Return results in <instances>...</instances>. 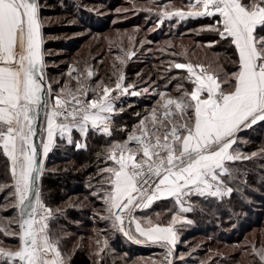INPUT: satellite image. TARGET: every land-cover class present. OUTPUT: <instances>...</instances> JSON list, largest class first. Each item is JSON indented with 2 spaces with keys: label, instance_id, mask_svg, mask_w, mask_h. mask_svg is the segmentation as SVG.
Instances as JSON below:
<instances>
[{
  "label": "snow or ice",
  "instance_id": "1",
  "mask_svg": "<svg viewBox=\"0 0 264 264\" xmlns=\"http://www.w3.org/2000/svg\"><path fill=\"white\" fill-rule=\"evenodd\" d=\"M186 8L161 6L159 22L174 17L216 18L206 30L234 46L237 70L221 78L210 65L173 62L169 70H184L191 89H181L177 97L158 94L160 100L151 113L133 126L124 141L109 146L105 161L111 166L99 170L100 189L93 193L105 205L107 215L102 219L136 243L159 244L166 249V264H172L168 257L178 242L174 225L192 221L174 215L167 225L151 219L142 224L135 211L171 197L180 212L187 213L193 211L189 198L194 195L231 196L234 189L225 178L235 179V170L229 162L257 155L234 148L238 134L264 122V0H188ZM42 28L39 0H0V148L11 161L14 207L19 213L18 231L0 228L19 240L15 251L0 248V264H69L50 226L63 210L49 207L42 196L45 159L58 139L73 144V131L84 140L90 131L110 137L114 115L123 112L116 101L149 91L126 85L123 74L114 86L101 82L93 87L89 83L93 70L73 67L68 75L76 81L75 89L65 84L53 96L45 75ZM121 51L123 55L115 57L121 65L135 55ZM75 146L86 144L77 141ZM126 218L143 239L125 230ZM96 244L99 256L108 241ZM253 253L264 264V246H253Z\"/></svg>",
  "mask_w": 264,
  "mask_h": 264
},
{
  "label": "rangeland",
  "instance_id": "2",
  "mask_svg": "<svg viewBox=\"0 0 264 264\" xmlns=\"http://www.w3.org/2000/svg\"><path fill=\"white\" fill-rule=\"evenodd\" d=\"M179 4L180 3L169 4V5H171L172 8H174L180 6ZM163 5H166L165 0H84V3H79L78 7L80 8L83 7L85 10L82 13L83 17L81 18L82 20H85V22L87 21L85 24H83L82 20H80L79 18L73 15L72 17L63 15L61 17H55V18L45 15L44 17L41 18L43 20L44 25L47 27H51L52 25L55 24L54 23L55 21L60 22L61 20L66 21L67 24H74V25L76 24L78 26H81L80 28L82 31H80V33H78L77 36H81V35L84 36V35L92 34L91 28L89 27L90 20H88L87 15H92L95 17L96 15L100 14V21L96 20L95 18H91L95 24L100 23V29L102 27H106L108 23H110L108 27L109 29H107L109 34L102 35L103 37L101 38L103 40L102 46L100 47V50L96 51L97 54L100 52V62L105 58V56L108 55L110 51H112L115 48H119L117 42L126 45V49H128L127 51H130L133 48V46L136 45V43L130 41L131 36L134 33L140 32V39L138 41L139 47L135 50L133 49L135 51V55L132 56L131 59H126V61L135 60L137 62H145L146 60H148L147 56L151 55L150 52L153 53L157 52V55L154 56V59L151 62L154 66L156 75L153 77L152 76L153 73H150V71L146 69V65H145L141 68L139 73H137L134 76L133 81H131L132 79L129 78L128 80V78L122 72L121 69L120 74H123L126 80H128L127 82H125V84L136 85L137 88L135 89L136 91H141L143 88L146 87L149 89L148 92H141V95L139 96H146L149 94H159L160 91L166 87L169 88L168 91H170L171 94L174 93V95L178 94L179 96L181 95V89H186L185 81L187 79L185 80L186 76L182 75L180 72L175 71L176 70L175 68H171V70H169L170 65L173 62L178 61L177 60L178 55L174 52H171V50H168V46L177 47L180 42L182 43L181 49L183 48V50L185 49L187 50L191 48V46H193L194 44V40L192 39L191 36H193L194 33L197 32L200 33L201 31L206 30L208 25L204 27L189 29L184 27L185 22H181V23L174 22L172 24L164 21L161 24L159 22V17L157 13L160 11V7ZM147 9H151V11H147ZM131 17L134 18L135 22H138L136 23L137 24L136 27L129 28L128 30H123V31L122 29L115 27L117 23ZM177 28H179V30H177ZM157 30L158 32L161 31V33L170 31L169 33L170 35L169 38L167 39L164 38L160 40L161 42L157 43L155 50L152 51L149 48H147L149 46L145 44L151 42L152 39H154V37L159 35L156 34ZM150 34H153L152 39L148 37L150 36ZM210 35L213 38H216L217 36L215 32H211ZM53 38H58V36L46 35L44 32V43L45 40H49ZM214 44H215L214 46H217L218 48L222 46L217 42ZM207 45L208 44H197L198 48H201L202 50L201 55L199 49L198 50L199 54H197L196 56L193 55L194 56L193 59L205 63L206 65H210L211 66L210 69L212 71L214 70L219 72L221 78H223L224 74H226L227 72L222 67L220 62H218V60H216L215 63L212 62L215 56L212 55L210 52H208L209 47ZM225 46L227 45L225 44ZM207 52L210 54L207 55ZM173 53L175 55H173ZM159 54H163L167 56V58L165 60H161ZM63 62H67V61L64 60ZM124 64H127V62H125ZM72 66L82 71L85 67H88V65L82 67L81 69L75 62L73 61L68 62L67 69L64 73L65 74L64 85L67 84L69 87H73L72 89H75L76 81L73 80L68 75L69 70ZM90 68L94 69L95 71L94 78H91V80L89 81V83L94 87L97 83L93 81L97 76L98 71L94 68L93 65L90 66ZM47 82L50 83L48 79ZM64 85H62L61 88H63ZM104 85L114 86V84H110V83H106ZM59 93L60 90L58 91V94ZM152 109L148 112V114L151 113ZM138 122L135 125H137ZM251 134H256V132H253ZM255 136L256 135H254L252 138H255ZM252 138L247 136L243 138H239L238 146L236 149L239 150L242 154L248 156H251L252 153H256L257 155L248 160L236 161L234 162L233 167L230 166V168L235 170V175L244 173L246 169L249 168L251 169L254 166L253 164L255 165L257 164L259 169V171L258 170L253 171L251 169L252 172L250 175L251 181H246V179H240L238 181L237 178L230 179L231 181H233V184L235 183L237 184V185H233L232 187L234 189L233 193L235 196L231 201L234 204L233 206L238 208V211L236 212V215L238 216L237 221H235L232 224L230 222H232L233 218H231L230 221H228V219L230 218V214L233 213L234 210L233 206H231L230 208V205L226 203L224 207L226 208L227 206H229V210L226 208L224 211H222V209H218L216 207H215L216 209L211 210L207 208L209 206L208 203L211 202H207L205 201V199L201 201L200 200L194 201L195 202L194 206L196 208L203 209L205 211L204 215L206 217H209V219L206 218V220L202 221L203 225L202 224L200 225L199 221L198 223L194 221L192 217L193 214H195L194 210L187 213H181L180 210L171 212L170 210L172 207L170 208L168 207L167 210H169L168 212L170 213H168L167 211H162L161 213L154 214L150 217V219L153 222H158L160 224L170 223L174 215H180L183 216L186 220L192 221V223L178 222L176 225H174L179 235V241H178V245L175 246L174 249L175 257L173 264H259L258 257H256L253 253V246L257 249L264 246V191H263L264 190V144H260V143L258 144V142L257 143L252 142L253 140ZM121 141H124V139ZM245 146H249V148L256 146V149L250 148L249 151H246ZM108 148L109 147L106 148L105 155L103 156V158L101 157L102 159H100L99 161V167L95 171L94 175L92 174L91 178L85 181V188L87 189L90 196L94 197L95 201L91 200L90 202L88 198H84L80 196L74 197L73 200L75 198H79L81 200L79 203L80 206H83V208L89 206L87 208V212H88L87 217L89 215L90 220H93L92 222L96 221L102 223L104 227L108 230L110 236L114 237L116 236V233L119 232L112 228L111 222L109 220L101 218L102 216L107 215L105 211V205L103 203L102 198H99L93 194L99 191L100 189L99 181L101 179V176L99 174V170L105 167L106 164L107 166H111L112 163L111 161H107V162L105 161ZM45 169H46V163H45ZM253 180H255L256 182L259 181V185H256L257 183L254 182ZM13 183L14 181L12 180L11 183L5 182L0 184V194L4 190V193L0 195V228L7 229L9 230V232L18 231L19 213L18 210L14 207L15 200L13 197V191H14L12 188ZM230 197L231 196H228L226 198H230ZM237 200L241 201L239 206L235 204V201ZM227 201H229V199ZM45 202L49 207L55 210V209H63L70 201L69 202L67 201L63 204L59 203L55 205L54 203H52L53 201L52 202L45 201ZM214 204L215 203H213V205ZM6 208L9 211L7 217L4 216V211ZM222 213L225 215L227 214V216H221ZM57 220H55L50 225L53 230V236L54 238L60 239L61 252L67 259H69L70 254L66 253L62 246H65L66 248V243H64L63 241L64 240L66 241L67 237L73 238L74 236H69V235L70 234L73 235L74 232H70L69 229L67 228L65 229V226L62 223H59V221ZM241 222H244L243 227L241 226L242 225ZM127 224H129L128 220H125V226ZM231 230L234 231L232 232V234H231ZM234 233H236V235ZM240 235H242L241 237H239L241 239H238L237 236ZM230 236H235V238L237 239L234 240V242L231 244L225 243V240L229 239ZM222 238L225 239L222 240ZM74 246L76 245H74L73 243V245H71V250H73ZM18 247H19V240L17 236L12 234L5 235L4 231H0V248L15 251L18 249ZM62 249L64 251H62ZM240 251L242 252V255L239 258V260L233 259V255L236 254L237 252L240 253ZM161 253L154 256V258L152 259L149 256L136 257L135 262H137V264H158Z\"/></svg>",
  "mask_w": 264,
  "mask_h": 264
},
{
  "label": "trees",
  "instance_id": "3",
  "mask_svg": "<svg viewBox=\"0 0 264 264\" xmlns=\"http://www.w3.org/2000/svg\"><path fill=\"white\" fill-rule=\"evenodd\" d=\"M39 2L41 5V17H44L45 15H48L52 18L61 17L63 15L72 17L73 15L82 20V13L85 11L83 7H78V4L84 3V0H39ZM165 2L167 5L176 3H180V6L182 5L181 0H165ZM180 6L174 7L172 9H177ZM87 18L88 20H90L89 27L91 28L92 34L84 36H77V34L82 31L80 28L81 26H78L76 24H67V22L64 20H61L60 22L55 21V24L51 27H47L43 23V31L46 35L58 36V38L45 40L44 43L47 66L46 77L51 84L52 90L58 93V91L61 89V86L64 85V73L67 69L68 62L72 61L75 62L81 69L86 65H88V67L93 65L94 68L98 71V74L93 81L95 83L102 82L103 84H114L117 77L121 73V69L128 80L130 78L132 79L131 81H133L134 76L139 73L141 68L145 65L146 69H148L150 73H153V77L156 75L154 66L151 62L154 59V56L157 55V52H150L151 55L147 56L148 60H146L145 62L125 60L127 64L121 65L120 62L115 59V57L117 55H123V52L121 51L122 49L125 51H127L128 49H126V45L120 42H117L119 48H115L110 51L108 55L105 56V58L100 62V52L97 54L96 51L100 50V47L102 46V35L109 34L107 29H109L108 27L110 23H108L106 27H102L100 29V23H97V25L91 19L95 18L96 20L100 21V14L96 15L95 17L92 15H87ZM82 22L83 24H85L87 21L85 22V20H82ZM165 22H169L172 24L174 22H185L184 27L194 29L215 23V18L206 17L196 20L184 21L171 19L165 20ZM136 23L138 22H135L134 18L131 17L117 23L115 27H118L123 31L128 30L129 28L136 27ZM177 30H179V28H177ZM211 32L212 31L203 30L200 33H194V35L191 36L194 40V44L193 46H191V48L187 50L185 49L186 51L183 50V48L181 49L182 43L180 42L177 47L168 46V50H171V52H174L178 55L177 62H184L192 59L194 57L193 55L196 56L197 54H199V49L201 55L202 50L201 48H198L197 44H209L210 42L214 41L222 46H220V48H218L217 46L209 47L208 52H210L215 57L218 56L217 58L214 57L212 62L215 63V61L218 60V62H220L227 73L236 71L238 57L234 46L231 45L227 40H221L218 35L216 36V38H213L210 35ZM169 33L170 31L161 33V31L158 32L157 30L156 34L159 35L152 39L153 34H150V36L148 37L152 39V41L148 42L145 45L149 46L147 48L153 51L155 50L157 43L161 42L160 40L169 38ZM139 39L140 32L134 33L131 36L130 41H133V43H136V45H134L130 51H134L139 47ZM225 44L227 46H225ZM208 52L207 55L210 54ZM159 57L161 60H165L167 58V56L163 54H159ZM64 60H66L67 62H63ZM175 71L180 72L182 75L186 76V73L183 70L176 69ZM214 72L220 74L217 71ZM128 80H126L125 78L124 83ZM185 85L186 89L190 90L191 84L188 82V80L185 81ZM160 92H162V90ZM172 94L174 95V93ZM159 100L160 96L158 94H149L146 96H121L116 102L118 103V106L120 108H123V112H119L115 116L112 125V135L110 137L98 134L95 131H90L86 139V147L80 149H77L74 143L72 145H69L65 141L60 140L54 148V151L46 160V169L41 182L42 195L45 201H53L52 203H54V205L59 203L63 204L67 201H70L62 209L63 212L58 214L59 218L57 220L59 221V223H62L65 226V229L67 228L70 232H74L73 235H69L74 236L73 238L67 237V240L63 241L64 243H66V248L65 246H62L65 252L70 254L68 259L69 264H137V262H135L136 257L149 256L151 259L154 258V254L148 252L146 247L142 246L141 244H136L134 242L127 243L126 238L124 237L125 235L121 234L122 232L118 231L119 233H116V236H110L108 230L102 223L96 221L92 222L93 220H90L89 215L87 217V208L89 206L83 208V206H80L79 204L81 200L79 198H75L73 200V198L80 196L88 198L90 202L91 200L95 201L94 197L90 196L87 189L85 188V181L90 179L92 174L94 175L95 171L99 167L100 159H102L105 155L106 148L115 141L125 139L128 133L132 130L133 126L138 122V120L143 116H146L153 107H156ZM255 135V138H252V142L264 144V128L262 129V131L258 130ZM250 148L256 149V146ZM250 148L249 146H245L246 151H249ZM253 165L254 166L251 169L253 171H259L257 164ZM231 166L233 167L234 163ZM251 169H246L244 173L235 175V178H237L238 181L240 179L251 181ZM12 180L13 179L10 162L8 158L3 154V150L0 148V184L5 182L11 183ZM225 180L231 187H233V185H237L236 183L233 184V181H231L229 178H225ZM253 181L256 182L255 180ZM256 183V185H259V181ZM3 193L4 190L0 195H2ZM234 196L235 195L233 193L231 194L230 198L225 197L220 201L204 197L193 198L190 204L195 211V214H193L192 216L194 221H196L197 223L199 221V224L201 225L202 221L206 220V218L209 219V217H206L204 215L205 211L203 209L196 208L194 206L195 200L201 201L205 199V201L211 202L208 203L209 206L207 208L211 210L218 208L224 211L226 208L229 210V206H227L226 208L224 207L226 203L230 205V208L234 205L233 202H231ZM228 199L229 201H227ZM240 202L241 201L237 200L235 201V204L239 206ZM213 203L215 204L213 205ZM237 211L238 208L234 207L233 213L230 214V218L228 219V221L233 218L232 222H230L231 224L237 221ZM8 212L9 211L6 208L4 211L5 217L8 216ZM221 216H227V214L225 215L222 213ZM241 224V226L243 227L244 222H241ZM232 230L231 234L232 232H234ZM234 234L236 235V233ZM242 235L237 236V238L241 239L239 237H241ZM237 238H235V236H230L229 239L225 240V243L231 244ZM104 239L108 241L107 247L99 256H97L96 252L98 251V248L96 241L99 240L101 242V245H103ZM224 239L225 238H222V240ZM73 243L76 246H74L73 250H71V245H73ZM63 249L62 251H64ZM241 255V251L240 253L237 252L233 255V259L239 260Z\"/></svg>",
  "mask_w": 264,
  "mask_h": 264
},
{
  "label": "crops",
  "instance_id": "4",
  "mask_svg": "<svg viewBox=\"0 0 264 264\" xmlns=\"http://www.w3.org/2000/svg\"><path fill=\"white\" fill-rule=\"evenodd\" d=\"M182 1V5L177 8V9H184V10H187L186 8V5L188 3V0H181ZM202 18H206V17H202ZM207 18H212V17H207ZM175 20H178L177 18H173ZM196 19H200V18H187V19H184V20H196ZM216 19V18H215ZM184 20H178V21H184ZM237 57H238V54H237ZM184 62H191L193 64H197V63H200V64H204L206 65L205 63H202V62H199L198 60L196 59H190L188 61H184ZM206 66H209V65H206ZM211 70V69H210ZM184 71V70H183ZM212 71V70H211ZM185 72V71H184ZM214 72V70L212 71ZM186 73V72H185ZM215 73V72H214ZM187 75V74H186ZM191 89V88H190ZM53 92V96H55L56 94H58L57 92H55L54 90H52ZM117 104V108L119 109L120 107L118 106V103L116 102ZM119 112H117L115 115H114V118L115 116L118 114ZM149 115V114H148ZM264 128V122H258L256 125H253L251 128H247V129H244L242 130L241 132H239L238 134V139L239 138H243V137H253L255 134H251L253 132H257L258 130L262 131V129ZM96 132V131H95ZM98 134H101L99 132H96ZM72 136H73V143L75 144V142L79 141L81 143H84L86 144V140H84L80 134L76 131H73L72 133ZM106 136V135H105ZM58 141H60L59 139L57 140L56 142V145L58 143ZM61 141H65V140H61ZM66 142V141H65ZM115 142H122L121 140H118V141H115ZM67 143V142H66ZM68 144V143H67ZM56 145L53 147L52 151L49 152L47 158L45 159V162L46 160L48 159L49 155L54 151V148L56 147ZM69 145H72V144H69ZM238 146V141H237V144L234 145V148H237ZM82 148H85V147H82ZM2 149V148H1ZM9 160V159H8ZM10 162V166H11V161L9 160ZM234 162H229V167L233 164ZM229 186V185H228ZM231 187V186H230ZM195 197H198V196H192L189 198V204L191 203V200ZM225 197H228V196H225ZM223 197V198H225ZM205 198H211L213 200H217V201H220L221 199L223 198H217V197H205ZM171 208V212H173L174 210L178 211L179 210V205L176 204L175 202V199L174 198H162V199H159V200H156L153 202V204L151 206H149L148 208L146 209H139V210H136V212L134 213V215L136 216V218L138 220H140L142 222V224L146 223L147 219H150V217L154 214H158V213H161L162 211H169L167 210V208ZM170 213V212H168ZM172 216V215H171ZM168 223L166 224H163V225H167ZM125 226V225H124ZM175 228V227H174ZM126 231H130V233L133 235V236H136L137 238L139 239H143L142 237H139L138 233H136L135 231V223H132V224H127L126 227H125ZM176 230V229H175ZM178 235V233H177ZM126 238V242L127 243H131V242H134L136 243L134 240H131L129 239L127 236H124ZM178 241H179V235H178ZM136 244H141L142 246L146 247V249L148 250V252H151V254H154V256L158 255L159 253L162 252L163 248L159 245V244H153L151 242H145V243H136ZM178 245V242L176 244V246Z\"/></svg>",
  "mask_w": 264,
  "mask_h": 264
},
{
  "label": "built area",
  "instance_id": "5",
  "mask_svg": "<svg viewBox=\"0 0 264 264\" xmlns=\"http://www.w3.org/2000/svg\"><path fill=\"white\" fill-rule=\"evenodd\" d=\"M71 68H73V66H72ZM75 68H76V67H75ZM91 69H92V68H91ZM92 70H93V72H94V74H95L94 69H92ZM73 75H75V73H74ZM94 76H95V75H93L92 78H94ZM168 90H169V88L166 87V88H164V89L162 90V92L166 93V95H168V96H172V97H177V96H178V95H173V94H171ZM88 98H89V99L92 98L91 93H89ZM126 138H127V137H126ZM126 138H125V139H126ZM125 139H124V140H125ZM125 220H127V218H126ZM166 255H167V253H166V249L163 248L158 264H166V262H165V257H166ZM174 257H175V250H174V252H173V255H172L171 257H168V259H170V260L172 261V264H173V261H174Z\"/></svg>",
  "mask_w": 264,
  "mask_h": 264
},
{
  "label": "water",
  "instance_id": "6",
  "mask_svg": "<svg viewBox=\"0 0 264 264\" xmlns=\"http://www.w3.org/2000/svg\"><path fill=\"white\" fill-rule=\"evenodd\" d=\"M42 32H43V37H44V31H43V28H42ZM43 51H44V54H45V44L43 43ZM45 65H46V57H45ZM47 74V66H46V69H45V75ZM46 80H47V77H46ZM38 142V141H37ZM42 182V180H41Z\"/></svg>",
  "mask_w": 264,
  "mask_h": 264
}]
</instances>
